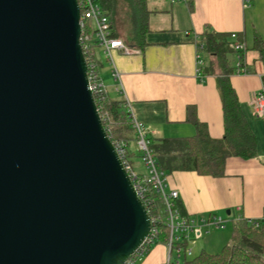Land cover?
<instances>
[{
	"label": "water",
	"instance_id": "1",
	"mask_svg": "<svg viewBox=\"0 0 264 264\" xmlns=\"http://www.w3.org/2000/svg\"><path fill=\"white\" fill-rule=\"evenodd\" d=\"M80 18L77 0H0V264H126L150 235Z\"/></svg>",
	"mask_w": 264,
	"mask_h": 264
},
{
	"label": "crops",
	"instance_id": "2",
	"mask_svg": "<svg viewBox=\"0 0 264 264\" xmlns=\"http://www.w3.org/2000/svg\"><path fill=\"white\" fill-rule=\"evenodd\" d=\"M146 4L150 6L146 45L141 48L131 43L134 26L129 20L132 27L127 24L120 27L123 31L120 28L118 31L125 40L118 39L132 53L115 50L111 61L105 56L97 59L105 91L113 99L126 100L131 107V118L142 123L152 139L196 135L197 128L190 119L189 108H192V118L206 125L213 139H221L225 135L218 79L221 70L213 57L200 51L199 45L209 30L241 37L246 51L239 54L232 50L228 63L231 68H237L238 56H242L249 74L235 72L230 81L256 137V156L247 160L229 158L225 176L221 178L195 172L167 173V190L179 193V209L189 217H224L226 214L224 218L229 219L232 226L233 222L262 220L264 120L255 116L252 100L264 90V63L254 49L257 38L264 40V0H255L251 6H246L243 0H146ZM198 56L203 61L201 65ZM211 65V73L204 74L203 70L201 78L197 76L200 67ZM127 143L129 161L133 162L140 152L134 137ZM212 232L196 240L204 241L200 243L199 253L218 254L231 242L232 232L211 236ZM167 253L164 243L157 244L138 264H164Z\"/></svg>",
	"mask_w": 264,
	"mask_h": 264
},
{
	"label": "trees",
	"instance_id": "3",
	"mask_svg": "<svg viewBox=\"0 0 264 264\" xmlns=\"http://www.w3.org/2000/svg\"><path fill=\"white\" fill-rule=\"evenodd\" d=\"M120 1L125 3L127 16L135 28L130 36L131 43L142 48L146 45L145 38L148 32V12L144 6L146 0H98L110 18L115 38L121 37L117 31ZM230 40V34L209 30L201 38L199 45L200 51L213 57L221 70L218 79L225 135L221 139H213L206 125L192 118V108H189L190 119L197 128L196 135L180 139L155 140L149 138L150 148L160 168L166 174L195 172L202 176L221 178L225 176L226 162L229 158L238 157L247 160L256 156V137L246 120L237 93L230 81L231 75L237 71V68H231L228 63V55L233 53L229 48ZM238 40L242 41V38L238 37ZM81 44L89 71L93 68L97 80L101 81L94 50L98 43L94 40V31L91 26L85 29V37H82ZM254 49L259 52L260 60L264 63V40L257 38ZM203 70L204 74L211 73L212 65L207 68L203 67ZM95 101L103 120V126L112 142L115 140L129 142L130 137L135 138L131 113L124 98L113 99L104 91L101 96H95ZM162 207L159 201L154 202L152 210L147 207L150 218L158 216L164 218L160 214ZM256 221L260 223L258 228L254 224L255 221L233 222L231 245L225 246L220 253L215 255L202 252L194 259L186 258L181 264H264V218ZM157 226L160 234L154 245L163 244L168 234L163 223ZM154 245L150 247V251Z\"/></svg>",
	"mask_w": 264,
	"mask_h": 264
},
{
	"label": "built area",
	"instance_id": "4",
	"mask_svg": "<svg viewBox=\"0 0 264 264\" xmlns=\"http://www.w3.org/2000/svg\"><path fill=\"white\" fill-rule=\"evenodd\" d=\"M81 11V30L82 37H85V29L91 26L94 31L95 41L103 48L108 60H112V53L118 50L124 54H131L132 51L120 39L113 37V29L109 16L106 11L99 4L98 0H77ZM255 0H243L246 6H251ZM88 36L86 39L88 40ZM232 42L229 43L231 50L242 54L246 51L244 42L238 40L237 34L231 35ZM199 64H203L200 56H198ZM237 74H249L243 59L238 56ZM117 76V74H116ZM197 76L201 78L202 67L198 70ZM88 78L90 89L94 97L101 96L104 91V85L97 80L93 68L88 67ZM252 106L254 114L257 118L264 120V90L258 92L253 100ZM129 111L131 107L128 104ZM133 129L135 131V141L137 148L141 155V160L148 170L147 176H142L136 173L129 161L128 157V143L123 140H115L113 142L122 162L127 170L138 197L143 202L144 206L150 208L154 207V202L159 201L163 207L160 211L161 216L153 217L151 219L152 228L150 235L139 250L130 257L126 264H136L139 258L146 257L150 252V247L154 245L157 237L160 234L158 228L159 223H163L168 230L167 237L164 244L167 248V258L164 264H181V262L193 255L191 248L192 242L200 239L203 234L208 233L213 229H225L230 220L218 215H209L208 217H189L182 213L178 207L179 193L175 190L168 191L167 175L163 171L150 148L149 131L140 122L132 119ZM155 195L156 197H154ZM148 212V210H147ZM149 214V212H148ZM163 220V222H162ZM255 226L259 227V222H254Z\"/></svg>",
	"mask_w": 264,
	"mask_h": 264
},
{
	"label": "rangeland",
	"instance_id": "5",
	"mask_svg": "<svg viewBox=\"0 0 264 264\" xmlns=\"http://www.w3.org/2000/svg\"><path fill=\"white\" fill-rule=\"evenodd\" d=\"M144 6H145L146 10L150 7V6H148L146 4V2H145V5ZM126 12H127V10H126L125 3L123 1H120V4H119V13L117 15V21H118V23H117V31H121V30L123 31L124 29H121L120 27L127 26V24L130 23L129 22L130 18H129V16H127V13ZM129 26L132 27L131 25H129ZM119 28L121 30H119ZM132 29L135 30L134 27H132ZM132 29H129L128 31L129 32H132ZM120 34H121V37L125 40V38H124L125 36L121 32H120ZM94 40H95V38H94ZM94 50H95L96 58L98 57L97 59L102 60L103 59V56H105V58L107 59V57H106V55H105L104 50H103L102 47H100L99 45H97ZM131 163H133L132 164V167H133V169H134V171L136 173H138V174H140L142 176H147L148 175V170L145 168V165L143 164V162L141 160L140 153H139V157H135L133 159V162H131ZM224 217H227V215L225 214ZM212 231H210V232H212ZM232 231H233V226L230 223L225 230L214 231V232L211 233V236H215V235H219V234H225V233L228 234V232L231 233ZM201 242H204V241L201 240V241H194V242H192L191 248L193 249V255L190 257V259H194V258H196L200 254L199 252L201 251L200 250L201 249V247H200L201 246L200 245ZM232 242H233V240L231 239V242L230 243L228 242V244L226 246L231 245ZM222 249H221V251H222ZM143 258H139L137 260L136 264H138L140 262V260H142Z\"/></svg>",
	"mask_w": 264,
	"mask_h": 264
}]
</instances>
